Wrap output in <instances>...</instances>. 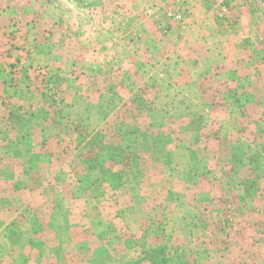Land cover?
Here are the masks:
<instances>
[{
    "label": "rangeland",
    "instance_id": "374dc122",
    "mask_svg": "<svg viewBox=\"0 0 264 264\" xmlns=\"http://www.w3.org/2000/svg\"><path fill=\"white\" fill-rule=\"evenodd\" d=\"M160 2L3 0L0 264H264V81Z\"/></svg>",
    "mask_w": 264,
    "mask_h": 264
},
{
    "label": "crops",
    "instance_id": "0c3cea01",
    "mask_svg": "<svg viewBox=\"0 0 264 264\" xmlns=\"http://www.w3.org/2000/svg\"><path fill=\"white\" fill-rule=\"evenodd\" d=\"M259 3V0H257ZM3 4V0H0V6ZM259 5V4H258ZM241 22L236 35L229 36L227 38H218L215 34H210L209 31L192 33L188 29V34L180 36L177 41L180 42L179 46H184L181 44L194 43L196 46H202L203 52L200 53L202 57H212L218 60V65L221 66L220 69L216 68V73H222L223 75H229L230 81L235 80L237 83L240 79L239 75L244 73L251 76L257 75V80L262 79L264 81V8L256 9H241ZM185 26V25H184ZM180 48V47H179ZM177 50L182 58H193L196 54L194 51H185L184 49ZM199 56V55H198ZM195 62H192L194 65ZM176 67L178 73L185 74L188 72L194 73L195 71H200L198 66H194L193 70H188L189 67L182 66ZM207 69V68H206ZM205 69V70H206ZM209 67V71H213ZM256 80V79H255ZM259 85V83L256 81ZM195 86L196 82L192 81ZM199 84V83H198ZM200 86V85H199ZM251 84L247 86L246 89L250 88ZM252 88H255L252 86ZM258 88V87H257ZM262 91V96H264V88H260ZM254 100V101H253ZM252 103L264 106V98L257 99V97H252ZM224 104L231 105V102L226 101ZM251 103V104H252Z\"/></svg>",
    "mask_w": 264,
    "mask_h": 264
},
{
    "label": "built area",
    "instance_id": "2783aa9c",
    "mask_svg": "<svg viewBox=\"0 0 264 264\" xmlns=\"http://www.w3.org/2000/svg\"><path fill=\"white\" fill-rule=\"evenodd\" d=\"M157 10L163 11V20L177 22L180 25L191 23V16L194 14V7L202 0H159ZM212 4V11L215 12L218 21L227 29L233 31L240 25L241 9L264 8V0H206ZM259 4V5H258Z\"/></svg>",
    "mask_w": 264,
    "mask_h": 264
}]
</instances>
